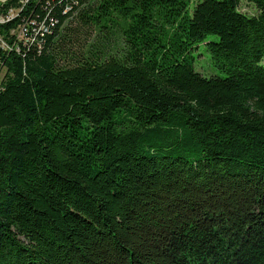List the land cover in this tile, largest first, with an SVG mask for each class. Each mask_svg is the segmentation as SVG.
Masks as SVG:
<instances>
[{
  "label": "trees",
  "instance_id": "1",
  "mask_svg": "<svg viewBox=\"0 0 264 264\" xmlns=\"http://www.w3.org/2000/svg\"><path fill=\"white\" fill-rule=\"evenodd\" d=\"M247 1L0 0V264H264Z\"/></svg>",
  "mask_w": 264,
  "mask_h": 264
},
{
  "label": "rangeland",
  "instance_id": "2",
  "mask_svg": "<svg viewBox=\"0 0 264 264\" xmlns=\"http://www.w3.org/2000/svg\"><path fill=\"white\" fill-rule=\"evenodd\" d=\"M239 11L247 15L256 14V7L247 0H240ZM4 17H0V23L4 22ZM21 31L20 29L15 28L16 34ZM1 41V38H0ZM114 41H108L102 45V48L106 52H113L116 50V43ZM1 43H5V40L2 39ZM119 43V42H118ZM5 45V44H4ZM195 56L194 59V69L205 76L209 75H224V72L221 71L214 63V60L211 56V53L206 49L203 43L199 44L193 51ZM264 62V61H263ZM3 73V72H2ZM2 75V74H1Z\"/></svg>",
  "mask_w": 264,
  "mask_h": 264
},
{
  "label": "built area",
  "instance_id": "3",
  "mask_svg": "<svg viewBox=\"0 0 264 264\" xmlns=\"http://www.w3.org/2000/svg\"><path fill=\"white\" fill-rule=\"evenodd\" d=\"M12 15H14V12L12 13V11H11V14H10L9 16H5V17H4V18H5L4 21H5V20H8V18L12 17ZM2 18H3V17H2ZM40 30H42V31H46V27H44V26L42 25ZM13 32H15V30H12V31H11V33H13ZM17 36H20V33H19V32H18ZM4 44H5V43H4ZM4 44L1 43V41H0V45H1L2 47H5Z\"/></svg>",
  "mask_w": 264,
  "mask_h": 264
}]
</instances>
